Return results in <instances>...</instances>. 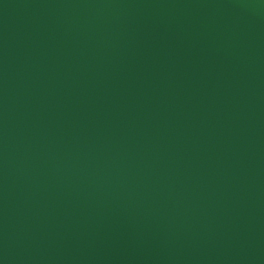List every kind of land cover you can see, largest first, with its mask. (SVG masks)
Instances as JSON below:
<instances>
[{
  "label": "water",
  "instance_id": "95a60500",
  "mask_svg": "<svg viewBox=\"0 0 264 264\" xmlns=\"http://www.w3.org/2000/svg\"><path fill=\"white\" fill-rule=\"evenodd\" d=\"M0 264H264V0H0Z\"/></svg>",
  "mask_w": 264,
  "mask_h": 264
}]
</instances>
